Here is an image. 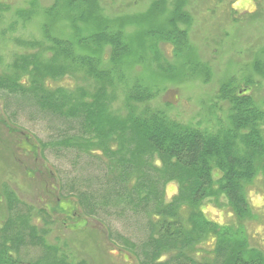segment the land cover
Here are the masks:
<instances>
[{
	"label": "trees",
	"instance_id": "16d2710c",
	"mask_svg": "<svg viewBox=\"0 0 264 264\" xmlns=\"http://www.w3.org/2000/svg\"><path fill=\"white\" fill-rule=\"evenodd\" d=\"M63 5L65 12L58 1L40 12L33 2L13 12L15 21L8 30L41 14L42 40L18 43L27 51L15 54L0 72V92L30 98L45 114L77 126L49 145L88 156L100 151L106 159L100 185L92 189L73 180L66 191L79 215L100 222L109 240L137 254L138 264H264V253L249 247L245 230L253 216L246 190L258 177L264 189V111L247 95L249 89L220 86L216 99L227 108L225 123L216 130L175 121L150 106L157 88L125 75L126 65L135 64V58H127L135 54L132 42L120 27L102 24L95 16V0H63ZM182 5H176L165 23L141 35L148 46L147 60L161 78H174L179 71L190 78L196 67L178 70L156 47L169 45L174 59L192 50L187 30L179 27L190 22ZM153 8L161 11L157 5ZM1 10L8 11L3 5ZM63 19L70 22L71 35H52L54 24ZM139 59L136 62L143 63L144 58ZM202 70L206 73L207 68ZM252 70L264 80V58L257 59ZM64 78L76 84L60 86ZM117 86L124 91L122 110L112 114ZM41 148L45 150L42 143ZM166 182L177 185L168 203L163 202ZM2 194L7 214L0 224V264H87L70 258L65 245L48 242L55 225L51 213L40 208L33 214L7 187ZM220 197L233 218L228 225L209 221L202 210L204 202ZM124 211L146 222L145 241L139 246L104 224V214ZM208 242L211 258L194 261L196 246Z\"/></svg>",
	"mask_w": 264,
	"mask_h": 264
},
{
	"label": "rangeland",
	"instance_id": "374dc122",
	"mask_svg": "<svg viewBox=\"0 0 264 264\" xmlns=\"http://www.w3.org/2000/svg\"><path fill=\"white\" fill-rule=\"evenodd\" d=\"M56 1L65 12L63 0H0V5L8 9L0 11V72L11 63L15 54L27 51L18 46L19 42L42 40L40 27L45 18L41 14L33 16L27 23L18 22L8 30L10 23L15 21L13 12L29 7L32 2L39 11ZM95 3V16L102 24L120 27L132 42L135 54L127 58H135V64L126 65L125 75L159 91L150 102L152 108L164 111L180 123L213 131L225 123L227 108L226 103L216 99L218 89L223 83H230L236 91L249 89L247 95L264 111V80L252 70V64L264 58L261 55L264 49V0H95ZM178 3L183 4L182 9L190 18L187 27H179L187 30L192 50L174 59L169 45L158 43L156 47L178 70L196 67L191 68L190 78L182 77V71H179L176 77L166 79L158 76L147 60L148 46L144 47L141 35L165 23ZM154 5L161 11L154 9ZM78 25L84 28L81 23ZM52 35L69 37L70 22L58 20ZM13 38L19 40L17 44ZM107 54L105 49L103 55ZM139 58H144L143 63L136 62ZM203 67L207 68L206 73ZM247 80L250 84H246ZM75 84L70 78L59 83L69 88ZM56 85L51 84L52 87ZM113 91L111 112L119 114L124 91L121 86ZM45 113L30 98L21 99L0 92V224L7 214L2 194L3 188L7 187L20 202L32 209L33 214L42 208L53 215L55 225L48 242L65 245L63 249L75 262L138 264L136 253L134 257L129 247L109 240L100 222L79 215L74 197L70 199L65 195L73 180L92 189L100 185L106 159L100 151L88 156L72 148L49 145L65 134L74 133L77 126ZM162 186L163 202L168 203L177 193V185L166 182ZM246 198L253 214L245 223L249 247L264 253V189L260 177L248 186ZM202 210L211 222L220 225L233 222L223 197L207 200ZM103 218L112 233L117 232L137 246L145 241L147 225L140 216L124 211L122 215L116 212L104 214ZM35 223L39 225V221ZM211 252L209 242L198 244L192 258L202 262V259L211 258Z\"/></svg>",
	"mask_w": 264,
	"mask_h": 264
}]
</instances>
